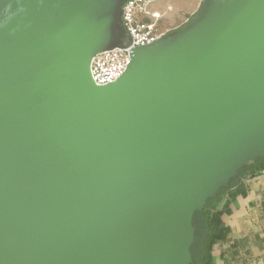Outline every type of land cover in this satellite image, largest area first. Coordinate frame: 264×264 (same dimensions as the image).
<instances>
[{
    "label": "water",
    "instance_id": "water-1",
    "mask_svg": "<svg viewBox=\"0 0 264 264\" xmlns=\"http://www.w3.org/2000/svg\"><path fill=\"white\" fill-rule=\"evenodd\" d=\"M128 0H0V264H192L194 215L264 158V0H204L117 80Z\"/></svg>",
    "mask_w": 264,
    "mask_h": 264
},
{
    "label": "crops",
    "instance_id": "crops-1",
    "mask_svg": "<svg viewBox=\"0 0 264 264\" xmlns=\"http://www.w3.org/2000/svg\"><path fill=\"white\" fill-rule=\"evenodd\" d=\"M197 1L194 9L190 4L179 7L171 19L161 23L162 27L172 31L182 26L187 17L197 10L201 0ZM153 9L165 14L154 5ZM183 11L184 16L178 17ZM231 195V212L223 215L229 231L224 240L214 245V264H264V173L246 176L226 193L223 200L216 202L217 206L222 207Z\"/></svg>",
    "mask_w": 264,
    "mask_h": 264
},
{
    "label": "built area",
    "instance_id": "built-area-1",
    "mask_svg": "<svg viewBox=\"0 0 264 264\" xmlns=\"http://www.w3.org/2000/svg\"><path fill=\"white\" fill-rule=\"evenodd\" d=\"M156 1L128 0L124 4L122 22L130 32L133 44L128 48L108 49L93 57L90 69L96 84L106 85L124 74L132 58V47L153 43L171 31L162 27L163 14L153 9Z\"/></svg>",
    "mask_w": 264,
    "mask_h": 264
},
{
    "label": "trees",
    "instance_id": "trees-1",
    "mask_svg": "<svg viewBox=\"0 0 264 264\" xmlns=\"http://www.w3.org/2000/svg\"><path fill=\"white\" fill-rule=\"evenodd\" d=\"M261 172H264V158H259L253 163L244 166L227 186L219 190L216 197L207 201L202 211L195 213L193 220L195 240L191 248L194 259L192 264H214V245L224 240L229 231V227L223 220V215L231 212L232 197L239 193L241 189L229 196L222 207L217 206L216 198L218 196L224 197L230 189L240 184L246 176H254ZM198 216L201 217L199 223H197Z\"/></svg>",
    "mask_w": 264,
    "mask_h": 264
},
{
    "label": "rangeland",
    "instance_id": "rangeland-1",
    "mask_svg": "<svg viewBox=\"0 0 264 264\" xmlns=\"http://www.w3.org/2000/svg\"><path fill=\"white\" fill-rule=\"evenodd\" d=\"M189 4L192 8L193 7L196 8L195 6L198 4V1L197 0H157L153 5L155 6V8H160L162 11H165V14L162 16V19H161V23H164V22H167L169 19H171L172 16L175 13H177V11H179V7L187 6ZM170 6H172L173 8L172 9L169 8ZM201 9L202 7L199 10L197 8L198 11L196 12L195 15H198L201 12ZM184 12L185 11L179 13L178 17L184 16ZM216 199H217V202H220L221 200H223V197L218 196ZM200 218L201 217L198 216L197 223H199Z\"/></svg>",
    "mask_w": 264,
    "mask_h": 264
},
{
    "label": "flooded vegetation",
    "instance_id": "flooded-vegetation-1",
    "mask_svg": "<svg viewBox=\"0 0 264 264\" xmlns=\"http://www.w3.org/2000/svg\"><path fill=\"white\" fill-rule=\"evenodd\" d=\"M203 1H204V0H201V2L199 3L198 10L202 7V5H203ZM198 10H196L195 12H193L192 14H190V15L187 17L186 22L189 21V20H190L195 14H196V12H197ZM186 22H185V23H186ZM185 23H184V24H185ZM184 24H183V25H184ZM183 25H182V26H183ZM180 27H181V26H180Z\"/></svg>",
    "mask_w": 264,
    "mask_h": 264
}]
</instances>
